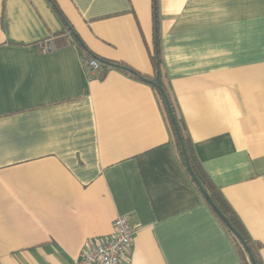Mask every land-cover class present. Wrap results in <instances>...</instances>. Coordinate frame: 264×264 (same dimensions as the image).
<instances>
[{
	"label": "crops",
	"instance_id": "1",
	"mask_svg": "<svg viewBox=\"0 0 264 264\" xmlns=\"http://www.w3.org/2000/svg\"><path fill=\"white\" fill-rule=\"evenodd\" d=\"M157 32L194 156L264 264V0H0V264H73L119 216L128 264H243L133 75L154 76Z\"/></svg>",
	"mask_w": 264,
	"mask_h": 264
},
{
	"label": "trees",
	"instance_id": "2",
	"mask_svg": "<svg viewBox=\"0 0 264 264\" xmlns=\"http://www.w3.org/2000/svg\"><path fill=\"white\" fill-rule=\"evenodd\" d=\"M157 14V5L155 2V15ZM156 29H158L156 27ZM158 32H157V39H156V47L154 49L153 54H151V61L154 67V76H142L141 74L137 73V72H133V75H135L136 77H140L143 78L144 80L148 81L153 88L155 89L159 99L161 100L164 112L166 114V118L171 130V134L173 135V139L175 141V145L177 147V151L179 153V157L183 163V165L186 167V163L184 160V156L182 153V148L180 145V141L178 139L175 127L171 121L168 109H167V105H166V101L163 98V96L161 95L160 91L158 90L156 84L157 83H161L165 89V91L167 92V95L169 96V99L171 101L174 113L176 115L177 118V122L181 131V134L183 136L184 142H185V146L188 152V155L190 157V161L192 164V167L195 171V174L198 176V178L200 179V181L202 182V184L204 185L205 189L208 191V193L210 194L212 200L214 201V203L217 205V207L223 212V214L228 218V220L231 222V224L235 227V229L237 231H239L241 233V235L244 237V239L246 240V242L248 243L256 261L258 264H263L261 257H260V253L259 250L261 248L260 244L255 243L249 236L248 232L246 231L245 227L243 226L239 216L236 214V212L233 210V208L229 205V203L227 202V200L223 197L222 193L220 192V190L211 182V180L206 176L205 172L203 171V169L201 168V166L198 164L194 153H193V146H192V142L191 139L187 133L186 130V126L184 123V120L182 119V117L180 116V114L177 111L176 108V104L172 98V92L170 90L169 87V83L168 81L165 79V75L163 73L162 70V58H161V51H160V46L158 44ZM89 58H96L99 60V62L101 63L102 67L106 66V65H111L123 70H128V68L122 64L119 63H114V62H109L106 60H102L100 58H97L95 56L92 55H88ZM221 222L223 223V225L227 228V231L229 232V234L231 235V237L233 238L240 256L242 258L243 264H252L248 254L246 252V250L244 249L243 245L241 244V242L238 240V238L234 235V233L227 227V225L221 220Z\"/></svg>",
	"mask_w": 264,
	"mask_h": 264
},
{
	"label": "built area",
	"instance_id": "3",
	"mask_svg": "<svg viewBox=\"0 0 264 264\" xmlns=\"http://www.w3.org/2000/svg\"><path fill=\"white\" fill-rule=\"evenodd\" d=\"M52 43H48L44 52L52 51ZM93 73H99L101 63L96 58L84 57ZM136 230L127 216H119L115 220L114 232L101 240L88 243L81 256L73 264H128L129 250L133 244Z\"/></svg>",
	"mask_w": 264,
	"mask_h": 264
},
{
	"label": "water",
	"instance_id": "4",
	"mask_svg": "<svg viewBox=\"0 0 264 264\" xmlns=\"http://www.w3.org/2000/svg\"><path fill=\"white\" fill-rule=\"evenodd\" d=\"M130 71H132L131 69H129ZM158 90L160 91L161 95L163 96V98L166 101V105H167V109L171 118V121L175 127L178 139L180 141V145L182 148V153L184 156V160L188 169L189 174L191 175L192 179L195 181V183L197 184V186L199 187L202 195L204 196L205 200L207 201V203L210 205V207L213 209V211L217 214V216L227 225V227L234 233V235L238 238V240L241 242V244L243 245L244 249L246 250L248 257L251 261L252 264H258L248 243L246 242V240L244 239V237L241 235V233L239 231H237L235 229V227L231 224V222L228 220V218L223 214V212L217 207V205L214 203V201L212 200L210 194L208 193V191L205 189L204 185L202 184V182L200 181V179L198 178V176L195 174V171L192 167L191 161H190V157L188 155L186 146H185V142L183 139V136L181 134L178 122H177V118L176 115L174 113L171 101L169 99V96L167 95V92L165 91L163 85L161 83H157L156 84Z\"/></svg>",
	"mask_w": 264,
	"mask_h": 264
}]
</instances>
